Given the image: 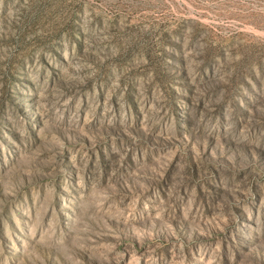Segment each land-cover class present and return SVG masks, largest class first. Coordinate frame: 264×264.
<instances>
[{"label": "rangeland", "instance_id": "rangeland-1", "mask_svg": "<svg viewBox=\"0 0 264 264\" xmlns=\"http://www.w3.org/2000/svg\"><path fill=\"white\" fill-rule=\"evenodd\" d=\"M0 264H264V0H0Z\"/></svg>", "mask_w": 264, "mask_h": 264}]
</instances>
